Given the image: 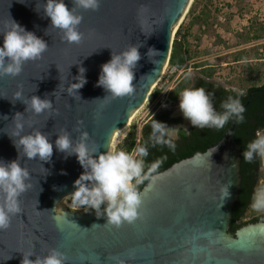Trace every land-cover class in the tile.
Here are the masks:
<instances>
[{
  "label": "water",
  "instance_id": "95a60500",
  "mask_svg": "<svg viewBox=\"0 0 264 264\" xmlns=\"http://www.w3.org/2000/svg\"><path fill=\"white\" fill-rule=\"evenodd\" d=\"M192 1L101 0L98 11L77 9L83 16L79 30L84 38L80 44H69L59 29L50 27L51 19L43 11L47 0H0V47L12 20L49 46L42 59L25 63L20 75L0 76V162L19 158L10 137L15 138L17 112L23 114V134L40 130L53 143L50 162L20 159L32 187L20 197L22 212L11 227L0 230V264H21L24 254L46 256L53 248L67 255V264H115L110 259L114 256L126 264H264V220L229 231L242 181L234 121L216 144L154 174L157 179L141 190L142 216L134 224L117 229L106 225V212L97 217L95 210L64 208L60 202L76 190L74 182L84 169L76 155L65 158L56 149L58 134L66 130L75 141L87 131L90 146L108 151L114 130L148 98L168 64L176 29ZM64 2L69 9L74 6L72 0ZM136 44L143 46L134 69V93L106 97L109 93L97 86L102 65L112 53ZM149 48L161 52L153 57L156 64L147 56ZM81 67L86 83L79 94L69 96L67 88L79 82L74 77ZM17 92L25 99H50L53 111L26 112L27 106L14 99ZM228 186L230 196L224 197L222 190ZM129 252L135 259H127ZM36 255L29 259L34 261Z\"/></svg>",
  "mask_w": 264,
  "mask_h": 264
},
{
  "label": "clouds",
  "instance_id": "9594fccd",
  "mask_svg": "<svg viewBox=\"0 0 264 264\" xmlns=\"http://www.w3.org/2000/svg\"><path fill=\"white\" fill-rule=\"evenodd\" d=\"M72 3L74 6L69 9L64 0H47L43 4V11L45 16L51 19L50 27L59 29L63 33L64 41L69 44H80L84 38V34L79 30L83 16L77 13V9L98 11L101 0H72ZM38 8L37 3V11ZM142 46V44L131 45L118 54L112 53L111 60L102 65L97 86H102L109 93L106 97L123 98L134 93L136 78L134 69L142 59L139 51ZM48 47L45 40L12 20L9 30L3 33V46L0 47V76L20 75L24 64L42 59ZM157 54L161 52L153 48H149L147 52L149 60L154 64L156 61L153 57ZM85 71L83 67L79 69L80 75L74 77L79 82L71 83L67 88L69 96L79 94V89L86 83ZM52 95H55V92ZM79 98L81 99L80 95ZM14 99L22 101L27 106L26 112L41 115L46 111L49 113L53 111V103L50 99H41L36 95L25 99L21 92H17ZM221 107L224 111L217 112L210 96L202 87L185 89L179 95L180 111L195 128L222 129L233 117L238 123L243 121L245 107L240 99L229 96ZM22 116L23 114L19 112L15 114L13 120L16 129L15 138L10 136L19 152V158L10 163L0 162V230L11 227L12 219L22 212L20 197L32 187L29 170L21 165L20 159L27 157L28 160H33L38 157L40 161L50 162L53 156V143L49 140V134L40 130L23 134L25 126ZM3 119L7 120L8 117L5 116ZM152 129L151 138L155 144L167 145L175 149L171 137L179 128H170L154 119ZM76 130L80 131L79 128ZM89 139L87 131L80 132V136L73 141L71 134L62 130L55 140L56 149L64 153L65 158L76 155L84 169L74 182L76 190L70 195L73 208L95 210L97 217L103 216L106 212V225L117 229L125 223L134 224L142 216L141 209L144 202L143 193L139 191L138 186L145 180L155 181L157 177L153 173L163 161L152 163L145 172L142 158H135L124 150H108L102 153L99 146L89 145ZM138 154L139 157H146L147 148L140 147ZM242 155L248 161H252L254 156L264 157V133L257 131L256 139L247 145V150ZM229 186L222 190L224 197L230 196ZM251 206L257 211H264V187L256 189ZM207 235L210 236L211 233ZM33 255L36 254H24L21 264H67L68 261L67 255L56 248L50 249L46 256L36 255L34 261L29 259ZM110 259L115 261V264H126V261L119 256ZM127 259H135L134 252H129Z\"/></svg>",
  "mask_w": 264,
  "mask_h": 264
},
{
  "label": "rangeland",
  "instance_id": "374dc122",
  "mask_svg": "<svg viewBox=\"0 0 264 264\" xmlns=\"http://www.w3.org/2000/svg\"><path fill=\"white\" fill-rule=\"evenodd\" d=\"M183 22L185 31L189 33L187 41L191 67L184 73L176 71L170 74L169 70H165L154 87L160 89V94L153 97L154 89L151 91L127 130L116 140L113 151H126L129 133L135 129L139 137L142 125L153 114L167 111L169 118L177 119L173 120L170 128L188 129L192 125L186 124L179 100L173 104L165 100L185 73H189L191 80L203 76L216 84L240 91L264 82V0H197L192 15L186 14ZM254 35H258V38H254ZM195 64L200 67H194ZM202 69H211L213 76L206 77ZM177 131L172 138H176ZM139 148L137 139L129 153L139 158ZM261 158L264 184V160ZM68 204H72L71 197L67 200ZM263 212L251 206L245 220Z\"/></svg>",
  "mask_w": 264,
  "mask_h": 264
},
{
  "label": "trees",
  "instance_id": "16d2710c",
  "mask_svg": "<svg viewBox=\"0 0 264 264\" xmlns=\"http://www.w3.org/2000/svg\"><path fill=\"white\" fill-rule=\"evenodd\" d=\"M196 1L197 0L193 1L187 15H192ZM189 30L190 29H187V31ZM188 34L189 33L185 31L184 22H182L174 35L169 58V64L176 67L178 71H182V73L187 72L191 67V65H189L191 53L187 41ZM254 38H258V35H254ZM194 67L198 68L200 65L195 64ZM201 72L209 78L214 74L211 69H202ZM201 87L204 88L206 93L210 96L217 112L224 111L221 104L227 101L229 96L234 99H240L245 107L243 121L238 123L237 119L233 117L222 129L208 127L201 129L195 128L193 125L188 129L179 128L176 138L171 137L175 144V149L173 150L167 145L155 144L151 138L153 131L152 123L154 122V119L165 123L168 127L171 126L173 120L177 121V119L169 118V113L167 111L160 112L151 115L144 122L140 129L141 135L139 137L135 129L129 133V144L127 145L126 152L129 153L132 150L135 141L138 139V145L140 147H146L148 151L146 157H139L144 160L145 172L148 171L152 163L160 160L163 161L155 172L157 173L167 169L177 161L192 156L197 151H205L210 146L216 144L234 121L235 127L232 136L240 146L242 174L239 197L233 208L232 219L229 226V231L235 233L239 227L245 224L264 220V212L261 214H255L251 219L245 220L248 210L251 208L256 189L258 187H264V184L262 181V158L260 156H254L252 161H248L244 159L242 155L243 152L247 150V145L256 139L257 131L264 133V82L259 85L249 86L240 91L216 84L214 81H210L203 76H196L191 80L189 73H185L183 79L171 89L165 100L171 104L176 103L179 100V95L185 89ZM159 94L160 89H154L153 97H157ZM155 173H153V175ZM149 180H145L144 183L138 186L139 191L143 189Z\"/></svg>",
  "mask_w": 264,
  "mask_h": 264
},
{
  "label": "bare ground",
  "instance_id": "6f19581e",
  "mask_svg": "<svg viewBox=\"0 0 264 264\" xmlns=\"http://www.w3.org/2000/svg\"><path fill=\"white\" fill-rule=\"evenodd\" d=\"M192 2H193V1H192ZM191 4H192V3H191ZM190 6H191V5H190ZM189 9H190V7H189ZM189 9H188V11H189ZM188 11H187V12H188ZM187 12H186V14H187ZM186 14L183 16V18H182L181 21L179 22V23H180L179 26H180L181 23L183 22V20H184ZM179 26H178V28H179ZM178 28H177V29H178ZM177 29H176V31H177ZM175 33H176V32H175ZM166 66H167V65H166ZM166 66H164V67L162 68L161 76H160L159 80H157V82L153 85L152 91H153L154 87H156V85L158 84V82L161 80V78L163 77V74H164V72H165V68H166ZM150 94H151V93H150ZM146 100H147V99H145V101H144L143 103H141L140 105H138L137 107H135V108L130 112V114H129V118H128V122H127L126 124H124V125H122V126L116 128V129L114 130V132L112 133L111 138H110V142H109V148H108V150H112V149L114 148V144H115L116 140H117L120 136H122L123 133L127 130V128L129 127V125H130V123H131V121H132V119L135 117V115L138 113V111L143 107V105L145 104ZM176 113H177V112H176ZM181 113H182V112H181ZM181 113H180V114H181ZM183 118H184V117H183ZM185 120H186L187 124L191 123L190 120H188V119H186V118H185ZM263 160H264V157H263ZM72 193H73V192L67 193V194H65V195H63V196L61 197L60 202H61V204H62V206H63L64 208L67 207V200H68V198L70 197V195H71Z\"/></svg>",
  "mask_w": 264,
  "mask_h": 264
},
{
  "label": "built area",
  "instance_id": "2783aa9c",
  "mask_svg": "<svg viewBox=\"0 0 264 264\" xmlns=\"http://www.w3.org/2000/svg\"><path fill=\"white\" fill-rule=\"evenodd\" d=\"M165 70H166V71L169 70L170 74H174L176 71H178L177 68L174 67V66H171V65L169 64V62H168V64H167ZM179 72H181V71H179ZM160 88H161V87H160ZM67 207H68V208H71V209H74L72 204H71V205L68 204ZM77 210H84V208H80V209H77Z\"/></svg>",
  "mask_w": 264,
  "mask_h": 264
}]
</instances>
